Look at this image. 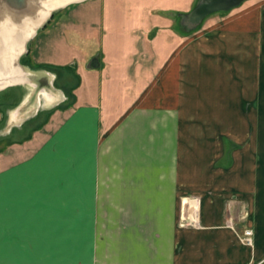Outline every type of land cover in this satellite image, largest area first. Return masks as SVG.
Returning <instances> with one entry per match:
<instances>
[{"label":"crops","instance_id":"obj_1","mask_svg":"<svg viewBox=\"0 0 264 264\" xmlns=\"http://www.w3.org/2000/svg\"><path fill=\"white\" fill-rule=\"evenodd\" d=\"M256 1L186 37L177 15L148 38L145 10L141 25L67 24L91 21L102 0L54 13L22 57L34 84L0 89L18 101L0 105V264H264V109L251 101L262 90L239 88L233 72L256 79L250 48L264 44L243 39L264 18L246 9ZM66 36L62 48L80 56L47 59ZM236 103L258 129L240 150L233 122H219Z\"/></svg>","mask_w":264,"mask_h":264},{"label":"rangeland","instance_id":"obj_2","mask_svg":"<svg viewBox=\"0 0 264 264\" xmlns=\"http://www.w3.org/2000/svg\"><path fill=\"white\" fill-rule=\"evenodd\" d=\"M185 0H107L106 2L104 0H102V4L98 3L93 5L91 10L95 11L92 15V19L91 21H88L82 18L81 15H79V17H75L73 18L71 21L67 22V24H70L69 26L75 27V28H82L83 26H92L95 28H99V29H108L109 26H131L134 24L137 25H141L140 22L138 20H136V18L138 17L136 14L141 11V10H145L148 14V20L145 21V23L148 24V26L152 27V34H148V38H150V36L155 34V30L157 27L163 29L164 26H166L168 23L166 22V19H171L172 21H174L175 16L177 15H182L187 13L185 10H188L187 7L183 4ZM251 0H246L245 2H243L240 6L241 7L243 4L249 2ZM97 2V1H96ZM263 3H261V5L258 6L257 1L256 2H251L248 6H246L248 8H256L259 10V13L262 12V10H264L263 6H264V1H262ZM32 3H36L37 2H32ZM4 4H9L12 5V1L11 0H4ZM196 4V1H195ZM195 4L191 5L190 11L193 9V7L195 6ZM235 7L234 9L238 8ZM260 7V8H259ZM81 9H83L82 7L79 8V11H81ZM233 10V9H232ZM231 11V10H230ZM229 11H222V12H217L220 14H224V13H228ZM5 13H7L5 11ZM121 13L122 15H124L126 17V19L124 21H120L118 20L117 14ZM214 13V14H217ZM33 14L27 15L26 20H30L33 17ZM212 14V15H214ZM13 17L15 19L21 18L23 16L22 12L19 11H14L12 13ZM62 14H57L56 18H55V22L56 19H59L57 24L60 25L65 21V18H61ZM4 16L3 13H0V19ZM211 16V15H210ZM210 16H208L204 21H206ZM59 17V18H58ZM264 17V16H262ZM7 18V15H5V18L3 21L0 20V29H1V34L0 37L2 36V33L4 34V31L9 28V25L7 23L10 24V22H6L5 19ZM36 19V18H34ZM205 23V22H203ZM201 24L199 25L196 29L192 30V31H186L184 33L181 32V25L177 23V26L180 28V30H175L177 33L180 32V34L183 37H186L192 33H196L198 31H200V29L204 28L205 24ZM253 27V26H252ZM252 27H249L252 29ZM6 28V29H5ZM21 27L18 28V30ZM148 27H146L147 29ZM254 31H251L252 33L248 34V37H244V44L248 43V40H250L252 43H255V46H257L256 44H264V18H262L261 21V25L258 28H261L260 30H258L257 26L253 27ZM12 31V30H11ZM149 29H147V32L149 33ZM16 33V32H15ZM2 38H0L1 40ZM64 40L68 41L69 43L71 42V39L69 36H66V38H60L57 37L54 40V46H53V50L51 52V55H48L46 58L47 59H51L53 61L56 62H63L65 60H72L77 58V56H80V48L78 49H74V48H70L67 51L65 50V48H62V43L64 42ZM1 45V44H0ZM100 46V45H99ZM30 48V43L28 45V47L26 48V50L24 52L27 51V49L29 50ZM154 48L157 52L161 53L162 55L165 54V52L167 51L168 47H164L162 51L159 50L158 45H157V39L154 43ZM74 49V50H73ZM235 49V54H237V52H239V56H243L245 54V49L238 47L237 45H235L234 47ZM97 54H99L102 51L101 47H98V49L96 50ZM250 51L252 52L253 55H251V57L253 56V59H255L257 61V70L256 73L254 74V77L256 79H253L251 76L250 79L252 80H248L247 76L248 74L243 73V71H241V69H236L237 67L234 68V83L235 85H237L239 88L241 89H249V91H253L254 93L257 92V89H261L262 93H260L259 95L257 94L256 96L251 97V101L256 100L255 104L257 102H260V104L262 105L263 109H264V45L263 47L261 46L260 52L258 49H253L252 47L250 48ZM26 54V53H25ZM246 57L249 58L248 54H245ZM20 57V56H19ZM19 57L16 59V63L15 66L13 65H9L7 66V69L2 68L0 65V79L2 82H13V83H18V82H22L23 81V77L17 78L16 76V71L17 73H22V70L20 69V64H19ZM250 61H252V59H250ZM45 66V65H44ZM53 68V67H50ZM23 76V75H21ZM260 79V80H259ZM31 82V81H30ZM32 84H34L32 82ZM8 85H5L3 87L0 88H4ZM13 91L15 90H11L10 92H4L2 94H0V105H3V108L5 110H9L10 108H12L15 104L18 103V101H15V98H11L9 97L10 94L13 93ZM11 98V99H10ZM19 97H16V99H19ZM239 97L238 96H234V99L237 100ZM31 100V99H30ZM34 98L32 99L33 102ZM252 104V103H251ZM250 106V104H249ZM217 114V113H215ZM262 126H264V111L262 112ZM221 120H224L225 122V127H228L229 125H231V121L233 122V129H232V133L229 134L232 136V140H233V147L234 148H239V150L241 149L242 144L246 143L247 141H251L252 139V135H253V131H254V127L255 132L258 131L257 129V123L255 121V119L251 116V117H247L243 112L242 109L240 107H238V103L235 104L234 108L232 109V111H227L224 115H220L219 116V122L221 123ZM247 120H250L249 122H247ZM227 130V129H226ZM264 129H262V136H264ZM249 138V139H248ZM251 141V145H252ZM8 146V142L7 141H1L0 142V152L2 149H5ZM230 147V144L228 145ZM262 148H263V152H264V137H262ZM244 218H246L248 216V211L245 212L244 214ZM229 219V224L230 225H234V221L235 218L233 216L230 215ZM235 226V225H234ZM246 229V228H245ZM243 232V231H242ZM241 233V232H240ZM242 241V240H241ZM253 241H254V245H255V232H254V236H253ZM242 243L244 245L245 244L243 241ZM249 246V245H247ZM251 247V246H250Z\"/></svg>","mask_w":264,"mask_h":264},{"label":"bare ground","instance_id":"obj_3","mask_svg":"<svg viewBox=\"0 0 264 264\" xmlns=\"http://www.w3.org/2000/svg\"><path fill=\"white\" fill-rule=\"evenodd\" d=\"M27 1L28 3L25 4L22 3V0H17L15 2V5H20L17 7V10L21 9L20 12H22V10L27 12L26 17L28 14H32L33 12L31 11H33L35 8V5H33L32 2H29V0ZM61 1L62 0H36V2L40 4V8L42 9L39 15L34 16L33 14V17L29 21L26 20V17L24 16L15 19L12 15L15 10H13L12 8L7 11V18L5 19V21L10 22V24L7 23L9 25V28H5L6 30L4 31V34L2 33V36L0 37L2 38L0 40V65L2 68L7 69V66L9 65L15 66L14 63H16L17 57L25 49L26 41L30 37H32V35H34L37 26H39L46 19V17L49 15V11L51 9H54V7L52 6ZM3 2L4 0H0V13L4 14V16L0 19L1 21L4 20L6 15V4H4ZM19 27L21 28L18 30ZM1 32L2 31L0 29V34ZM16 76L18 77L17 71ZM8 83L9 82H2L0 79V86H3Z\"/></svg>","mask_w":264,"mask_h":264},{"label":"water","instance_id":"obj_4","mask_svg":"<svg viewBox=\"0 0 264 264\" xmlns=\"http://www.w3.org/2000/svg\"><path fill=\"white\" fill-rule=\"evenodd\" d=\"M11 1H12V5L9 6V4L8 5L6 4V12L9 11L10 8H12L15 11L19 10V12H20L21 9L17 10V7L20 5H15V2L17 0H11ZM22 1H23L22 3H24V4L28 3L27 0H22ZM35 1L36 0H29V2H35ZM79 1H82V0H62L61 1L62 3L58 2L54 6H52V7H54V9H51L49 11V15L46 17V19L39 26H37L34 35H32V37H30L26 41L24 51L28 47V45H29L30 41L33 39V37L37 34V32L50 21V19L52 18V16L54 15V13L56 11H58L59 9H62L63 7L68 6L69 4L79 2ZM245 1L246 0H198L196 5L193 7V9L191 11H189L188 13L182 14L180 16V18H181L180 23H181L182 27L185 29V31H192V30L196 29L199 25H201L208 16H210L214 13H217V12L230 11V10L234 9L235 7L240 6ZM32 4L35 5V8L31 12L34 13V16L39 15L41 12V9H42L39 6L40 4L39 3H37V4L32 3ZM2 6H4V5H2ZM22 13H23V16L26 17L27 12L22 10ZM5 14L7 15V13H5ZM28 15H30V14H28ZM24 51L19 55L20 57L18 56L20 69L22 70V73H18L17 78H19V76L24 78L22 82L17 83L18 85L19 84L25 85V83H32L33 82L32 80H30V75L27 74V72H25V70H23L24 66L22 64V57L28 51V49L26 52H24ZM21 75H23V76H21ZM11 83H13V82H9L8 84H5V85H9ZM5 85H3V86H5ZM3 86H0V87H3ZM0 89H3V88H0Z\"/></svg>","mask_w":264,"mask_h":264},{"label":"built area","instance_id":"obj_5","mask_svg":"<svg viewBox=\"0 0 264 264\" xmlns=\"http://www.w3.org/2000/svg\"><path fill=\"white\" fill-rule=\"evenodd\" d=\"M254 230L251 228H246L240 233V239L247 245L254 247Z\"/></svg>","mask_w":264,"mask_h":264},{"label":"trees","instance_id":"obj_6","mask_svg":"<svg viewBox=\"0 0 264 264\" xmlns=\"http://www.w3.org/2000/svg\"><path fill=\"white\" fill-rule=\"evenodd\" d=\"M181 16V14L179 15V17Z\"/></svg>","mask_w":264,"mask_h":264}]
</instances>
